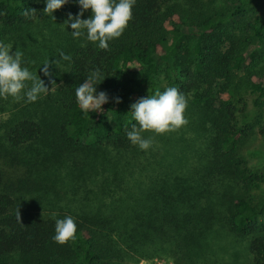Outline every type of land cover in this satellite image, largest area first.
Listing matches in <instances>:
<instances>
[{
  "label": "trees",
  "instance_id": "trees-1",
  "mask_svg": "<svg viewBox=\"0 0 264 264\" xmlns=\"http://www.w3.org/2000/svg\"><path fill=\"white\" fill-rule=\"evenodd\" d=\"M259 1L136 0L128 27L107 50L74 40L67 32L72 29L65 30L55 43L72 59L59 69L53 65L57 88L35 103L22 100L0 123V264H138L151 256L200 264L199 253L216 225L246 242L247 264H264V202L255 194L264 186V171L250 167L243 154L255 132L264 135V121L257 114L249 118L244 97L256 95V109L264 98ZM44 7V0H0V33L46 21ZM27 9L36 13L25 16ZM57 11L76 16L81 9L78 0H69ZM90 16L88 10L81 18ZM95 70L106 77L97 92L107 93L109 102L102 113L85 115L75 89ZM167 87L192 100L206 130L198 177L151 189L148 199L132 204L117 197L112 209L85 203L71 210V167L109 164L106 195L121 189L144 153L126 136L135 123L131 105ZM42 157L63 165L68 186L57 191L33 177ZM132 188L140 195L146 190L141 182ZM66 216L75 220L77 234L60 245L53 241L55 220Z\"/></svg>",
  "mask_w": 264,
  "mask_h": 264
},
{
  "label": "rangeland",
  "instance_id": "rangeland-1",
  "mask_svg": "<svg viewBox=\"0 0 264 264\" xmlns=\"http://www.w3.org/2000/svg\"><path fill=\"white\" fill-rule=\"evenodd\" d=\"M257 5V12L264 13V0L257 2ZM54 16L55 21L44 16L46 21H38L32 27L22 31L0 33V40L13 45L12 53L17 48L23 52L25 66L36 72L50 90L52 88L50 80L55 81L57 78L53 71V61L60 53V49H58L55 42L65 33V27L62 25L67 20L68 13L64 12L61 14L56 11ZM192 45L193 41H190L189 47L191 48ZM46 61H50L49 71L51 77H45L40 70V67ZM244 97L248 103L249 118H253L257 114V116H261L260 120L264 121V98L260 108L256 109L253 105L256 95L245 94ZM21 103L22 100L17 102L11 97L0 99V123L6 120L12 112L17 111ZM185 116L188 124L174 132L162 135H154L150 132L144 133L146 137H152L153 147L147 152L144 151L139 163L126 173L125 177H123L121 189L112 188L110 195H106L108 192L103 184L104 178L111 179L112 167L109 164L101 165L100 162H94L93 169L86 166L82 171L78 170V167H71L74 170V178L73 182H71L65 178L67 174L62 169L63 165L56 161L51 163L50 159L47 160L42 157V161H40L42 165H36L33 177L42 185L52 186L57 191L62 186H68L69 182H71V191L66 196L67 199H70L68 201L70 202L71 210L81 206L83 208L85 203H91V208H97L102 205V211L106 209L107 205H109L108 209H112L113 204L111 203L117 197L128 198L127 201L130 204L139 197L148 199L151 189H160L162 186L165 188L173 187L177 182L176 180L179 181L180 179L192 181L201 172L205 157V144L208 137L206 130L204 129L203 131L201 127L202 119L198 115V111L195 109L191 99H188ZM243 154L250 167L264 171V135L255 132ZM33 156L36 159V155ZM105 159L115 160L112 155H107ZM124 159L118 158L117 161L122 165L124 164ZM76 160L78 165L84 164L83 158H76ZM134 182L145 184L146 190L142 193L143 196L138 191L133 190ZM113 190L115 191L114 193ZM255 194L260 201L264 202V186ZM62 197L65 202L66 197ZM57 203V206L62 205L61 197ZM53 208L55 207L53 206ZM211 232L206 240L205 248L203 247L199 253L198 262L200 264L248 263L245 241L230 235L221 225H216ZM138 264H174V262L169 257L151 256L140 259Z\"/></svg>",
  "mask_w": 264,
  "mask_h": 264
},
{
  "label": "clouds",
  "instance_id": "clouds-1",
  "mask_svg": "<svg viewBox=\"0 0 264 264\" xmlns=\"http://www.w3.org/2000/svg\"><path fill=\"white\" fill-rule=\"evenodd\" d=\"M39 2V0H38ZM69 0H44L43 15L55 21L54 13L63 8ZM136 0H78L81 11L72 16L69 14L62 26L74 40H80L94 44L101 50L109 48V42L122 36L124 30L132 20V9ZM91 10L88 19H82L84 13ZM35 10H25V16H31ZM81 46H85L84 43ZM13 45L0 40V99L11 97L14 101L24 100L27 103L37 102L43 95H47L57 85L54 80L51 90L45 82L25 66L24 54L21 50L12 53ZM72 57L64 52L59 53V59L53 61L55 67L63 61H71ZM50 61H46L40 70L45 77H51L49 71ZM59 69V68H58ZM100 70L89 73L82 84L76 87L75 95L79 108L89 115L90 113H102L103 105L109 102L105 92H97V86L105 80ZM117 103L121 101L117 98ZM188 107L186 96L177 87H167L163 91H155L146 98H141L131 105V116L135 121L131 129L126 131V136L131 145L139 150L147 152L153 147L152 137H146L144 133L162 135L174 132L188 124L185 116ZM77 234V224L73 217L66 216L55 220L53 241L64 245L74 241Z\"/></svg>",
  "mask_w": 264,
  "mask_h": 264
}]
</instances>
